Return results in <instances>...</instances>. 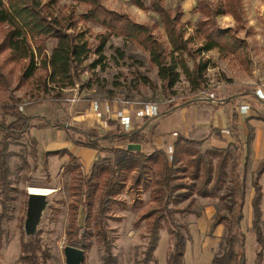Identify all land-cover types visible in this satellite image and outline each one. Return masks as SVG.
Here are the masks:
<instances>
[{"label":"trees","instance_id":"trees-1","mask_svg":"<svg viewBox=\"0 0 264 264\" xmlns=\"http://www.w3.org/2000/svg\"><path fill=\"white\" fill-rule=\"evenodd\" d=\"M137 2L138 8L149 9L156 13L170 47L173 60L168 62L162 42L155 38L150 29L136 23L127 14L106 8L101 0H71L87 7L78 19L84 23L100 26L103 32L96 36L97 47L89 41L87 32L77 29V21L71 17L61 19L54 13L57 0H0V57L5 64L18 67V87L23 84L40 83L43 91L48 86L52 89L72 88L81 72L82 65L91 55L96 60L95 68L104 59L103 50L113 35L120 36L148 54L149 63L158 69V76L163 88L169 92L179 81L183 73L192 85H201L208 61L196 62L195 55L189 50V40L185 38L181 18L184 15L180 6L174 10L165 7L164 0H145ZM243 0H196V10L200 15L196 26V36L202 40L199 53L217 50L219 53L243 60L247 44L236 37L231 28H219L216 17L231 16L238 27L243 23ZM55 40L56 44L50 56L46 54V43ZM192 59V68L187 59ZM0 65V83L5 78ZM40 72H43L41 74ZM250 95V94H247ZM45 100L29 103L30 106L44 103ZM23 106L17 96L0 103V184L5 197L11 187L7 166L8 146L18 142L30 129H66L77 133L72 140L79 148L111 154L112 159L92 164L83 173L78 165V158L69 150L45 152L44 162L49 156L68 157L66 172L71 173V190L78 200L68 205L70 217L64 230L63 247L77 244L86 252L92 247L93 240L102 248L103 264H118L113 254V238L108 228L110 204H117L116 197L130 184V191L138 195L141 189H148L151 208L144 212L139 221H145L148 229L147 244L139 264H157L155 251L160 232L166 230L172 239L166 256V264H185L186 243L191 239L188 225L178 223L176 215H197L194 206L197 198H217L222 210L216 212L211 223V231L219 225L224 227V234L218 251L211 264H246V236L242 230L243 206L246 194L245 165L248 161L250 141L253 131L248 129L245 142L238 136V120L231 116V134L234 142L226 149L201 151L202 140L178 137L173 143L171 161L167 153L153 145V131L144 132L148 120L134 125L131 132L119 129L82 130L63 121H51L44 116H29L19 111ZM220 104L218 105V107ZM178 108L169 105L158 117H164ZM250 119L264 122V116L251 113ZM151 120V119H150ZM110 126L115 122L108 121ZM30 156L38 161L35 138H31ZM111 145L110 148L102 144ZM139 144L140 151L132 152L123 148L125 144ZM149 149L146 151L145 148ZM122 154L125 156L122 158ZM119 158H121L119 160ZM37 167V166H35ZM264 173V159L259 163L252 176L254 197L251 202L253 211L252 230L255 234L253 264H264V233L262 231V187L260 178ZM25 195L28 194L25 192ZM0 226L6 206L1 204ZM22 264H48L50 255L41 240L34 236L20 244ZM85 260L82 264L85 263Z\"/></svg>","mask_w":264,"mask_h":264},{"label":"rangeland","instance_id":"rangeland-1","mask_svg":"<svg viewBox=\"0 0 264 264\" xmlns=\"http://www.w3.org/2000/svg\"><path fill=\"white\" fill-rule=\"evenodd\" d=\"M137 2L145 0H101L108 9L127 14L140 25L148 27L156 39L160 40L166 50L167 60H173L170 47L163 31L159 16L149 9H140ZM168 10L180 6L184 12L181 23L186 32L185 38L189 40V50L195 55L196 62L208 61V69L204 72V82L199 86L190 84L188 78L180 73L179 81L167 92L163 88L158 76V69L149 63L148 54L126 39L113 35L106 43L102 63L92 68L91 65L98 60L96 55H91L82 65L81 72L72 88L59 90L48 86L43 91L40 83L18 87V67L5 64V58L0 57L4 82L0 83V103L14 95L20 98L23 112L29 116H44L51 121L59 120L68 124H75L76 119L81 121L82 130H95L92 126L84 124L81 118L86 110H90L93 101L112 102L121 100L129 103H155L159 106V114L169 105L181 106L187 101L203 98L213 94L215 99L223 98L226 102H242V99L252 100L251 93L264 85V0H243V23L241 27L231 16L216 17L219 28H231L237 38L247 44L243 60L235 59L212 50L199 53L202 40L196 36L197 21L200 18L196 10V0H164ZM87 10L86 6L71 2V0H57L54 13L64 19L71 17L77 21V29L87 32L93 50L97 47L96 36L103 29L93 23L79 21V17ZM55 40L46 43V54L50 56L55 47ZM189 68H192V59H187ZM43 74V72H40ZM250 94V95H247ZM45 100L44 103H29ZM197 102V100H194ZM155 119V118H154ZM153 120V119H151ZM144 120H140L142 123ZM146 121V120H145ZM149 121V120H148ZM78 129V128H77ZM57 129L36 130L30 129L28 134L18 142H10L8 146L7 166L11 187L4 197L0 184V213L1 204L6 206V212L0 226V264H22L20 257V244L26 240L24 233V220L26 214L27 196L30 189H41L48 195L49 205L45 210L37 236L50 255L48 264H64L63 242L64 230L69 222L68 205L78 200L70 188L71 173L66 172V164L55 156H49L45 162L43 154L60 145L56 136ZM59 130V129H58ZM63 129L60 130V132ZM62 133V132H61ZM68 141L76 140L79 135L66 130ZM63 135V133L61 134ZM37 141L36 149L38 161L34 163L30 156V140ZM110 148L111 145L102 144ZM123 148L125 145H121ZM202 151V150H201ZM127 157L122 154V158ZM111 154L101 153L99 159L95 156L92 161L80 159L78 165L86 173L89 165L102 160H110ZM121 158H119L120 160ZM37 166V167H35ZM249 180H247V183ZM127 182L125 188L116 197L117 204H110L108 212V228L113 238V254L118 264H139L147 244L148 229L146 222L139 221V217L151 208L149 190L141 189L134 195ZM251 186V184H250ZM30 192V191H29ZM197 215H176V221L188 225L191 239L187 241L186 264H209L207 258L208 244L212 238L210 224L216 212L222 210V204L217 201L209 202L197 198L194 206ZM264 210V209H263ZM264 233V225L261 226ZM246 236V264H253L255 236L252 227L242 228ZM216 247L213 256L218 251L224 230L218 231ZM253 234V235H251ZM254 240V244L252 242ZM92 247L86 252L84 264H103L102 248L93 240ZM172 243L166 230L160 232V241L155 252L157 264H166V255ZM73 246L78 247L77 244Z\"/></svg>","mask_w":264,"mask_h":264},{"label":"crops","instance_id":"crops-1","mask_svg":"<svg viewBox=\"0 0 264 264\" xmlns=\"http://www.w3.org/2000/svg\"><path fill=\"white\" fill-rule=\"evenodd\" d=\"M252 100L249 98L242 99V102H226L223 98L215 99V101H200L188 103V101L178 106L175 110L171 111L164 117H157L153 120L147 121L144 132L153 131L154 139L153 145L157 148L163 149L165 152L169 146H173V143L180 136L194 139L202 140L200 150H210V149H226L230 144L234 142V138L231 134V116L234 113L238 120V136L241 142H245L248 136V127L252 129L253 139L250 141V147L248 151V161L245 165V184H246V194L244 198L243 206V219L241 222V227L244 225L246 227H252L253 220V211L251 202L254 197V189L252 187V176L254 171L257 169L259 163L264 159V122L257 119H250L249 116L251 113H256L264 116V101L259 102L255 99L253 93H251ZM220 106L218 107V105ZM247 104L250 106L247 113H240L239 107L241 105ZM85 121L84 124L92 126L95 130H110L117 129L116 124L110 126L105 121L99 119L91 110H86L85 115L81 118ZM140 120H134V125L140 124ZM70 125V124H69ZM78 129H82L81 121L76 119L75 124H71ZM63 135H61L62 133ZM56 130V138L60 140V145L54 147L49 151H58L62 149L69 150L78 158V162L81 158L83 160L92 161L94 156L99 159L97 152L94 150L79 148L76 147L73 142L68 141V139L63 138L67 137L66 129L63 131ZM173 133H176L177 136H173ZM128 144V143H127ZM125 144V146L127 145ZM174 149V148H173ZM146 151H149L148 147L145 148ZM53 157V156H52ZM56 157V156H55ZM128 157V156H127ZM59 158V157H57ZM67 156H64L60 159L63 161L67 160ZM92 165H89L86 172L90 169ZM84 173V172H83ZM247 180H249L247 183ZM260 185L262 187V224L264 225V173L260 178ZM251 184V186H250ZM201 199V198H200ZM205 201L214 202L217 201V198L214 199H203ZM214 219V218H213ZM212 223V222H211ZM211 229V224H210ZM224 230L222 225L216 227L212 232L211 242L208 244L209 251L207 253V258L210 260L209 264L213 259V250L216 247V242L218 236H221L222 233L218 234V231ZM253 231V230H252ZM190 232V231H189ZM254 233V232H253ZM191 235V234H190ZM253 235V234H251ZM255 236V234L253 235ZM160 241V240H159ZM254 240L252 239V242ZM159 244V243H158ZM254 244V242H253ZM256 246V242H255ZM158 248V246H157ZM157 250V249H156ZM156 252V251H155ZM187 255V243H186V252ZM167 256V255H166ZM166 260V258H165ZM254 261V257H253ZM186 264V262H185ZM196 264H202L201 262H196Z\"/></svg>","mask_w":264,"mask_h":264},{"label":"built area","instance_id":"built-area-1","mask_svg":"<svg viewBox=\"0 0 264 264\" xmlns=\"http://www.w3.org/2000/svg\"><path fill=\"white\" fill-rule=\"evenodd\" d=\"M253 95L259 102L264 101V85L257 87ZM203 100L215 101L213 94L206 95ZM250 106L247 104L239 107L240 113H247ZM90 110L99 118L103 119L107 124L108 121L115 122L117 129L122 132L129 133L134 128V120H150L157 118L159 115V106L155 103H129L121 100L112 102L93 101ZM19 111L23 112V106L19 107ZM173 136H177L173 133ZM173 146H169L166 150L168 159L171 161L173 154ZM63 245V244H62Z\"/></svg>","mask_w":264,"mask_h":264},{"label":"water","instance_id":"water-1","mask_svg":"<svg viewBox=\"0 0 264 264\" xmlns=\"http://www.w3.org/2000/svg\"><path fill=\"white\" fill-rule=\"evenodd\" d=\"M126 149L138 152L139 144H127ZM48 195L45 193H31L28 191L26 214L24 220V233L26 238L35 236L45 210L48 208ZM64 264H82L85 260L84 251L73 245L63 247Z\"/></svg>","mask_w":264,"mask_h":264},{"label":"bare ground","instance_id":"bare-ground-1","mask_svg":"<svg viewBox=\"0 0 264 264\" xmlns=\"http://www.w3.org/2000/svg\"><path fill=\"white\" fill-rule=\"evenodd\" d=\"M31 193H45L43 190L41 189H30L29 190ZM46 194V193H45Z\"/></svg>","mask_w":264,"mask_h":264}]
</instances>
